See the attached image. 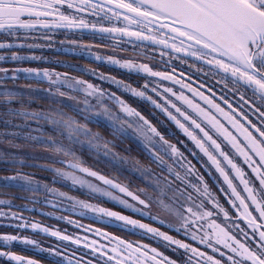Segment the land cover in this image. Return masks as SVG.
Instances as JSON below:
<instances>
[{
    "label": "snow or ice",
    "instance_id": "obj_1",
    "mask_svg": "<svg viewBox=\"0 0 264 264\" xmlns=\"http://www.w3.org/2000/svg\"><path fill=\"white\" fill-rule=\"evenodd\" d=\"M0 229V264H264V0H0Z\"/></svg>",
    "mask_w": 264,
    "mask_h": 264
},
{
    "label": "trees",
    "instance_id": "obj_2",
    "mask_svg": "<svg viewBox=\"0 0 264 264\" xmlns=\"http://www.w3.org/2000/svg\"><path fill=\"white\" fill-rule=\"evenodd\" d=\"M85 39H88L87 37H85ZM45 56H52V57H56V58H58V59H64V60H69V61H72V62H74V63H78V64H84V65H91V66H95L97 63L96 62H94V61H92V60H87V59H85L84 57H78V56H75V55H70V54H64V53H58V52H54V51H45L44 53H43ZM100 65H101V67H100ZM97 64V67L99 68V69H102V67H106L107 65H102V64ZM20 66H22V67H36V66H40V67H49V68H56L57 69V71H72V70H70V69H67V68H63V67H60V66H58V65H55V64H40V65H37V63L36 62H24L22 65H20ZM112 71V68H108V71H104V72H111ZM115 72L117 73V70H115ZM72 74H76V75H84L83 73H79V72H76V73H74V72H72ZM85 79H87V77H84ZM17 83H19V84H27V83H31V84H37V81H35V80H31V81H29V80H24L23 78H21V80H19V81H17ZM31 171H37V172H39V170L38 169H30ZM43 175H49V174H43ZM57 187H61V186H59V185H57ZM104 203V206H106V207H111V208H113L114 210H117V211H121L122 209L121 208H119V207H117V206H115V205H112V204H110V203H107V202H103ZM45 211H56L55 209H51V208H47V209H45ZM25 215H31V216H35L38 220H42V221H44L46 224H49V225H56V226H58V227H60V228H67L68 229V231L70 232V233H73V232H75L74 231V229L75 228H73V227H71V226H69V225H67V224H65L64 222H62V221H58V220H55V219H50V218H48V217H45V216H40L38 213H36V212H33V213H25ZM63 215H69V213H63ZM76 219H78V220H81L82 218L81 217H79V216H77V217H75ZM82 222L84 223V224H93V223H95L94 221H92V220H88V219H83L82 220ZM100 224H98V226H99ZM97 226V225H96ZM99 227H104V225H100ZM0 230H2V229H0ZM78 229H76V231H77ZM108 230L109 231H117L116 229H113V228H108ZM24 235H33V233H31V232H26V233H23ZM43 236V235H42ZM34 238H36V239H40L41 238V235L40 234H35V236H34ZM45 238H47V236H45ZM129 238H132L131 236L129 237ZM54 243V242H53ZM53 245V244H52ZM18 251H19V249H17ZM25 254V253H24ZM33 254H35V253H30V252H27L26 253V255H33Z\"/></svg>",
    "mask_w": 264,
    "mask_h": 264
},
{
    "label": "rangeland",
    "instance_id": "obj_3",
    "mask_svg": "<svg viewBox=\"0 0 264 264\" xmlns=\"http://www.w3.org/2000/svg\"><path fill=\"white\" fill-rule=\"evenodd\" d=\"M100 65V64H99ZM94 67H97V64L94 66ZM100 67H101V65H100ZM52 68V67H51ZM108 66H106V67H102V69H100V71H108ZM74 73H76V72H74ZM111 73L113 74V75H118V76H121L122 78H124V74L123 73H120L119 71H117V73L115 72V69H112V71H111ZM73 75H76V74H73ZM85 77H87V79H92V77H90V76H85ZM133 79H135L134 77H133ZM94 82H96V83H100V81H98V80H96V81H94ZM44 87H47V85L46 84H44L43 85ZM104 87H108V85L107 84H105L104 85ZM113 90H115V89H113ZM60 186V185H59ZM110 204H112V203H110ZM112 205H114V204H112ZM116 206V205H115ZM118 207V206H117ZM126 214H131V213H126ZM100 226V225H99ZM98 226V224H97V227H99ZM74 231L76 232V229H74ZM78 231V230H77ZM132 237V239H139V237H134V236H131ZM41 242H43L44 243V246L45 247H49V246H51L52 244L53 245H56V244H58L59 243V241H57L56 239H54V238H51V237H49V236H47V238H45V235H41V238L39 239ZM54 242V243H53ZM20 250V249H19ZM26 254V253H25ZM34 255V257L36 258V259H39V260H41L42 261V264H51V262L47 259V257H46V254H38V253H35V254H33Z\"/></svg>",
    "mask_w": 264,
    "mask_h": 264
}]
</instances>
